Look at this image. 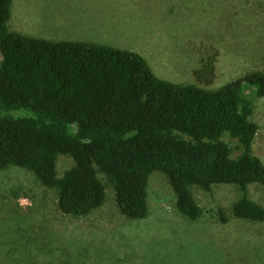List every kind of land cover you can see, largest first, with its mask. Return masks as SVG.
<instances>
[{
  "label": "trees",
  "instance_id": "1",
  "mask_svg": "<svg viewBox=\"0 0 264 264\" xmlns=\"http://www.w3.org/2000/svg\"><path fill=\"white\" fill-rule=\"evenodd\" d=\"M13 0H0V171L31 172L56 190L65 215L101 208L106 186L123 216L149 215L151 176H167L177 211L192 222H229L224 209L205 210L198 187L232 185L241 197L236 219L264 223L250 197L264 185V162L254 153L259 125L255 100L264 98V73L252 72L217 90L159 79L137 53L107 44L50 41L12 32ZM214 66L198 79L211 85ZM238 143L240 154L225 139ZM74 165L61 177L58 159Z\"/></svg>",
  "mask_w": 264,
  "mask_h": 264
},
{
  "label": "rangeland",
  "instance_id": "2",
  "mask_svg": "<svg viewBox=\"0 0 264 264\" xmlns=\"http://www.w3.org/2000/svg\"><path fill=\"white\" fill-rule=\"evenodd\" d=\"M12 32L50 41L107 44L142 56L154 74L178 85L217 91L252 72L264 73V0H13ZM2 54L0 52V63ZM213 65L211 85L199 81ZM260 129L254 153L264 162V98L255 100ZM235 154L238 143L225 139ZM74 165L58 159L61 177ZM105 204L85 217L65 215L56 190L27 170L0 171V264H264V223L236 219L237 186L198 187L205 210L224 209L229 222H192L176 209L164 174L149 182V215H122L106 178ZM264 207V185L249 187Z\"/></svg>",
  "mask_w": 264,
  "mask_h": 264
}]
</instances>
